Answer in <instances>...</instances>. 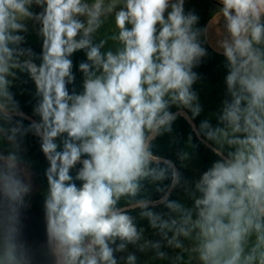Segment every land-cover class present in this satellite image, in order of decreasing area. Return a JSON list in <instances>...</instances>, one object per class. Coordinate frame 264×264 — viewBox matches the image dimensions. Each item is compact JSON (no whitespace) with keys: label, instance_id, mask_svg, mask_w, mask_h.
Returning a JSON list of instances; mask_svg holds the SVG:
<instances>
[{"label":"clouds","instance_id":"clouds-1","mask_svg":"<svg viewBox=\"0 0 264 264\" xmlns=\"http://www.w3.org/2000/svg\"><path fill=\"white\" fill-rule=\"evenodd\" d=\"M33 3L43 6V12L30 11ZM218 5L214 19L225 22L230 36L222 47L232 100L224 102L219 117L224 127L211 129L203 121L200 128L210 129L207 140L232 150L222 157L221 149H214L220 158L195 183L200 194L193 204L195 218L179 202L166 206L185 213L179 233L187 237L196 232L202 264H264V47H258L264 46V0H218ZM114 10L118 35L113 38L122 48L102 53L104 42L94 45L91 34L100 27V17ZM28 18L42 24L39 66L30 59L21 62L19 56L33 54L16 47ZM197 21L193 12H185L184 0H111L107 6L104 0H0V97L12 99L7 75L13 68L27 71L36 85L40 122L29 127L41 136L49 163L46 247L56 264H117L114 252L141 237L133 217L117 206L121 197H136L143 181H163L170 170L173 184L178 183L174 165L155 155L151 142L171 132L177 119L172 105L188 109L193 118L201 112L191 87L198 79L192 69L206 55L198 39L202 30L194 28ZM81 49L90 63L79 66L85 75L83 91L70 94L67 85L74 75L69 57ZM61 137L62 147L57 143ZM82 156L86 159L76 175L82 184L77 187L70 170ZM16 159L10 154L0 172V195L11 206L13 221L0 264L30 262L15 238L16 205L29 191L14 171ZM142 215L157 226L154 213ZM176 225L173 220L159 226ZM253 234L255 242L246 253ZM117 239L121 243L111 247ZM135 259L130 254L127 264Z\"/></svg>","mask_w":264,"mask_h":264},{"label":"rangeland","instance_id":"rangeland-1","mask_svg":"<svg viewBox=\"0 0 264 264\" xmlns=\"http://www.w3.org/2000/svg\"><path fill=\"white\" fill-rule=\"evenodd\" d=\"M89 4L91 3L89 2ZM30 11L36 14L42 13L43 6H37L33 3L30 6ZM114 15L115 10L111 14L102 15L100 17L102 21L100 27L91 34V40L94 45H100L102 41L104 42L103 46L100 48L102 53H107L108 51L115 53L117 50L122 48V44L119 40L113 38L118 35V29H116L114 25ZM80 19L86 21V17H80ZM23 23L26 30L20 32L19 35H21L24 39L16 47L18 50L30 49L33 55L31 57L19 56V60L22 62L30 59L33 63L39 66L42 63L43 51V36L41 34L42 24L35 18L25 19ZM69 58L72 61L71 71L74 75V81L67 85V89L70 94H79L83 91V83L85 79V75L80 70L79 66L81 63H90V61H88L86 50L84 49L75 51ZM223 69V74L226 77L228 75L229 68L224 66ZM207 70L208 69H205L204 71ZM11 73L13 74L7 75V80L9 81L7 91L11 93L12 99L7 100L4 97H0L5 105L4 108L14 112V116H6L3 109L0 107V172L5 170L10 154H14L17 158L14 171L23 179L24 183L29 188L28 193L23 197L22 203L27 211L26 216H31L36 220L37 229L39 230L41 239L44 242L45 250H48L47 254L49 262L56 264L55 256L46 247L47 235L44 201L48 192V181L45 175L46 170L49 167L48 161L47 159H44L42 153L38 151L29 152V150L21 145L8 131V128L10 127L8 119L15 116L22 117L31 124L34 122H40L39 115L35 113V108L39 104L40 97L37 95L36 85L27 71H22L20 68H13L11 69ZM217 75L222 76V73L217 70ZM170 111L180 115L181 117H183L182 113H187L190 117L192 115V113L184 109L178 110L175 105L170 107ZM195 119L199 120L197 117H195ZM212 125L216 126L214 123H212ZM203 131L205 135V133L209 130L203 129ZM62 141L63 137L58 138L57 140V143L61 144V147ZM210 142L217 148H224L229 151L232 150L226 143L218 144L214 141ZM223 152L227 154L225 151ZM82 159H86V157ZM184 167L188 166L185 165ZM188 169L189 170L185 172L180 182V194L178 197L171 199V192L169 190L161 201L145 202V204L141 206L145 207L143 209L136 210L139 207L129 208L130 206L121 209V211L126 212L133 217V222L136 225L138 232L141 233V237L137 243H128L126 244L124 250L114 252L117 264H127V257L130 254L135 256V264H202L197 250L196 232L193 231L187 237L179 233L181 219L185 213L182 210L173 211L166 206L169 201L179 202L184 208L192 209L193 218H195V209L193 204L195 198L200 195L195 189V183L200 179L204 172L195 165H189ZM174 186L175 184H172L171 188ZM159 190L160 187L155 186L152 189L145 191L144 194L154 195ZM126 199L127 196L121 197L118 205L126 202ZM37 208L41 209V212L44 213L38 212ZM147 212H152L159 217L156 227L152 226L147 215H142V213ZM173 220L177 221L176 226H172L171 228H161L159 226L162 222H168V224L171 225ZM174 233H176V236L173 240ZM6 239H10V237L7 233L0 229V251H2L4 241ZM169 240H172L173 242L170 244ZM254 242L255 239L250 237L248 238L245 244L246 253L252 250ZM120 243L121 241L117 239L116 243L112 244L111 247L116 248ZM177 244L180 246L177 247ZM154 245H159V247H154Z\"/></svg>","mask_w":264,"mask_h":264},{"label":"trees","instance_id":"trees-1","mask_svg":"<svg viewBox=\"0 0 264 264\" xmlns=\"http://www.w3.org/2000/svg\"><path fill=\"white\" fill-rule=\"evenodd\" d=\"M0 103L3 104V100L1 98ZM191 119L197 125V128L203 137H205L203 129L200 128V121L193 118L192 115ZM8 121L10 123L8 131L12 134V136L21 145L28 149L29 152L38 151L42 153V156L46 159L45 155H43V152L41 151V137L36 134L35 129L29 127L31 123L22 117L17 116L8 119ZM151 143L152 151L155 155L161 158H166L168 161L172 162L179 174V181L178 183H175L173 188H171L173 184L171 179V170L169 172V177L163 181L152 182L150 180H145L140 193L136 197H127L126 202L118 205L120 209L140 204V201H144L143 203L161 201L170 189V198L174 199L178 197L180 194V182L185 172L189 170V165H195L205 172L212 166L213 162L220 158L197 139L190 123L180 115H177V119L172 124L171 132H164L162 135L157 136ZM82 158L84 157H81V160ZM185 165L188 167H184ZM81 166L82 163L78 162L75 167L70 170V175L73 177V182L77 185V187H80L82 184L80 180L76 179L77 172ZM155 186L160 187V190L157 193L154 195L144 194L145 191H148ZM0 204L5 210L9 211L11 206L2 195H0ZM16 207L19 210V218L24 219L27 215L26 208L22 204H17ZM143 208L145 207H139L136 210ZM37 211L41 212V209L37 208ZM250 238L255 239V234L250 236Z\"/></svg>","mask_w":264,"mask_h":264},{"label":"crops","instance_id":"crops-1","mask_svg":"<svg viewBox=\"0 0 264 264\" xmlns=\"http://www.w3.org/2000/svg\"><path fill=\"white\" fill-rule=\"evenodd\" d=\"M110 2L111 0H104V5L107 6ZM121 6L122 3L118 5V7ZM184 10L186 13L193 12L198 17L194 28L202 30L198 39L206 50V55L192 70L197 74L198 79L191 87L197 95L196 102L201 108L200 114L196 117L201 123L208 121L211 129L224 127L219 117L222 114L224 102H231L232 96L228 92L226 77L223 74V67L227 66L228 62L223 54L222 41L226 39L230 41V36L226 30L225 22L222 19L219 21L214 19V14L219 11L218 0H184ZM205 69H208V72L204 71ZM217 70L222 73V76L217 75ZM183 109L189 111L186 108ZM189 112L191 113V111ZM212 123L216 126H213ZM221 149L226 153L229 152L227 149ZM47 251L46 249L45 252L47 253ZM48 263L53 264L49 262V259Z\"/></svg>","mask_w":264,"mask_h":264},{"label":"water","instance_id":"water-1","mask_svg":"<svg viewBox=\"0 0 264 264\" xmlns=\"http://www.w3.org/2000/svg\"><path fill=\"white\" fill-rule=\"evenodd\" d=\"M0 105L3 104L0 103ZM1 108L3 109L4 114L6 116H14V112H12L11 110L5 109L4 106ZM182 116L190 123L197 139L203 145H205L212 151L217 148L214 144H212L205 137H203V135L197 128V125L192 121L191 117L187 115V113H182ZM221 156L226 157L227 154H225L221 150ZM163 159L168 161V159L166 158ZM83 160L84 159H82L81 161ZM144 204L145 203L132 205L129 208L141 207ZM10 215L12 214L0 205V229L7 233L8 236L11 238L13 235V233L11 232L13 221L9 218ZM35 221L36 220L31 216H26L24 219L19 218L18 223L15 224V227L18 229V232L15 233V238H17L18 243L22 244L27 249L28 255L30 256L29 264H49L47 259V253L45 252V245L43 240L41 239V235L39 230L37 229V224Z\"/></svg>","mask_w":264,"mask_h":264},{"label":"built area","instance_id":"built-area-1","mask_svg":"<svg viewBox=\"0 0 264 264\" xmlns=\"http://www.w3.org/2000/svg\"><path fill=\"white\" fill-rule=\"evenodd\" d=\"M84 2H86V3H89V2H90V0H84Z\"/></svg>","mask_w":264,"mask_h":264},{"label":"flooded vegetation","instance_id":"flooded-vegetation-1","mask_svg":"<svg viewBox=\"0 0 264 264\" xmlns=\"http://www.w3.org/2000/svg\"><path fill=\"white\" fill-rule=\"evenodd\" d=\"M1 205V204H0Z\"/></svg>","mask_w":264,"mask_h":264}]
</instances>
